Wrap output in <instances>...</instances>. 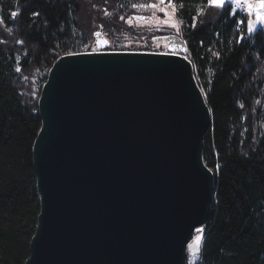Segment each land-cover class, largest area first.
I'll list each match as a JSON object with an SVG mask.
<instances>
[{
    "label": "water",
    "instance_id": "water-1",
    "mask_svg": "<svg viewBox=\"0 0 264 264\" xmlns=\"http://www.w3.org/2000/svg\"><path fill=\"white\" fill-rule=\"evenodd\" d=\"M160 31L166 52L95 46L50 68L33 145L41 206L24 264H188L215 199L204 160L212 111L186 40ZM173 41L179 52L159 55Z\"/></svg>",
    "mask_w": 264,
    "mask_h": 264
},
{
    "label": "trees",
    "instance_id": "trees-1",
    "mask_svg": "<svg viewBox=\"0 0 264 264\" xmlns=\"http://www.w3.org/2000/svg\"><path fill=\"white\" fill-rule=\"evenodd\" d=\"M118 1L0 0L7 22L0 25V264H24L30 255L41 206L33 145L49 70L61 55L90 51L95 19L118 9ZM182 2L187 56L212 111L204 160L213 171L222 165L196 264H264V124L258 122L264 119V29L237 44L241 29L234 17L209 10L193 28L202 5ZM13 10L20 12L16 21ZM109 48L126 49L119 43Z\"/></svg>",
    "mask_w": 264,
    "mask_h": 264
},
{
    "label": "rangeland",
    "instance_id": "rangeland-1",
    "mask_svg": "<svg viewBox=\"0 0 264 264\" xmlns=\"http://www.w3.org/2000/svg\"><path fill=\"white\" fill-rule=\"evenodd\" d=\"M111 3L113 2H110V4ZM118 3V9H109L111 11H105L100 21H96L95 19V27L94 31L92 32L94 39L92 42H90L91 50L96 46L94 33L101 32L110 42L109 46H113L114 44L119 43L125 46L126 49L124 50H147L157 52L168 51V45L165 40L163 42H157L158 37L163 34L160 29H172L171 27L165 26L163 24V21L167 19V17L160 13L158 8L145 9L140 7H132V4H158L159 0H122V2L118 1L117 4ZM95 6L96 4L93 7L95 8ZM162 7H167V4L162 5ZM169 12H171V9H169ZM104 14L106 15L105 17ZM138 16H143L145 17V19L138 20L136 19V17ZM172 22L178 24L180 31L179 33H177V31L175 30V32L182 36L183 24L178 16V13L174 16L173 21H170L169 23ZM109 27L114 29V32L116 33L115 35L108 34L107 29ZM257 28H261V26L258 25ZM254 34L249 35L246 32L245 38L252 37ZM260 98L261 100L259 99V101L257 102L261 104L262 97ZM259 121H261V124H264V119L258 118V122ZM188 258V264H196L199 261L200 253L193 257L192 254L189 252Z\"/></svg>",
    "mask_w": 264,
    "mask_h": 264
},
{
    "label": "snow or ice",
    "instance_id": "snow-or-ice-1",
    "mask_svg": "<svg viewBox=\"0 0 264 264\" xmlns=\"http://www.w3.org/2000/svg\"><path fill=\"white\" fill-rule=\"evenodd\" d=\"M201 3V8L197 11L196 15L193 17V23L192 27H196V24L199 20L200 16L207 15V12L209 10H216L218 13L225 15V18L228 16H232L235 18L234 23L235 25L241 29V32L238 35V38L236 40V43L239 44L242 41L245 40V34L244 30L246 29L247 34L252 35L256 33L257 26H261V28H264V0H199ZM167 4V7H162V5ZM133 8L140 7L145 9H159V12L162 13L167 19L163 21V24L165 26L171 27L172 29L176 30L177 33H179L180 28L177 23L170 21H173L174 16L178 13V11H181L183 9V2L181 0L179 8H177V2L176 0H159V3H142V4H132ZM169 9H171V12H169ZM239 12L244 13L242 17L239 16ZM20 15V12L18 11H11L9 13V16L12 21H16V18ZM40 15L39 12H33V17H38ZM138 20H143L145 17L138 16L136 17ZM0 25H3L4 27H7V22L4 20L3 16H0ZM8 31L11 32L12 29L8 28ZM95 36H100V32L94 33ZM165 39H167L165 37ZM17 43H23V41H17ZM201 44H203V41H201ZM109 45V41L105 39L103 42L97 41V48L105 47ZM181 45L178 44L177 41H173L171 43V53H159V55H168L172 53H178L181 49ZM93 52L96 51V48L92 49ZM184 51H187V49H184ZM77 53H68V55H75ZM217 58H219V53L215 54ZM184 59H187V57H184ZM19 71V69H17ZM201 92L203 93L204 90L201 89ZM240 107H243L241 105ZM222 165L216 164L215 165V171L212 169H209V172H213V175L218 173L221 169ZM195 232L197 233L193 240L188 243L187 248L188 251L192 254L193 257H195L198 253H201L204 248L205 243V237L203 235L204 228L203 227H197L195 229Z\"/></svg>",
    "mask_w": 264,
    "mask_h": 264
},
{
    "label": "flooded vegetation",
    "instance_id": "flooded-vegetation-1",
    "mask_svg": "<svg viewBox=\"0 0 264 264\" xmlns=\"http://www.w3.org/2000/svg\"><path fill=\"white\" fill-rule=\"evenodd\" d=\"M165 36H166L165 33L161 34V35L158 37L157 42H163Z\"/></svg>",
    "mask_w": 264,
    "mask_h": 264
},
{
    "label": "built area",
    "instance_id": "built-area-1",
    "mask_svg": "<svg viewBox=\"0 0 264 264\" xmlns=\"http://www.w3.org/2000/svg\"><path fill=\"white\" fill-rule=\"evenodd\" d=\"M110 49V48H109ZM111 50H124V49H111Z\"/></svg>",
    "mask_w": 264,
    "mask_h": 264
}]
</instances>
